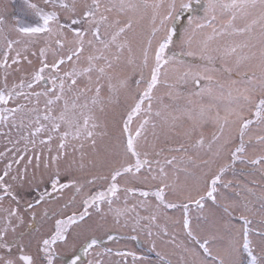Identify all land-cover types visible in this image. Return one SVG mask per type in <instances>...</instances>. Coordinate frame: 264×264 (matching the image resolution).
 Wrapping results in <instances>:
<instances>
[{"label": "rangeland", "instance_id": "374dc122", "mask_svg": "<svg viewBox=\"0 0 264 264\" xmlns=\"http://www.w3.org/2000/svg\"><path fill=\"white\" fill-rule=\"evenodd\" d=\"M0 230L11 264H264V0H0Z\"/></svg>", "mask_w": 264, "mask_h": 264}, {"label": "flooded vegetation", "instance_id": "af4514ba", "mask_svg": "<svg viewBox=\"0 0 264 264\" xmlns=\"http://www.w3.org/2000/svg\"><path fill=\"white\" fill-rule=\"evenodd\" d=\"M146 94L147 95L141 99L137 98V100L135 101V106L129 115L130 117L125 124V134H126V138L128 141H131L134 137V133H131V131H130L134 112L140 106V102L144 98H149V96H150L149 93L147 92ZM147 106L149 107V103H147ZM0 233H2L1 230H0ZM12 251H14V250H12V246L10 245V240L7 237V235L4 236V235L0 234V264H11L10 257H11ZM38 252H40V255H38V258H41V264H54L55 263L54 260L57 256L58 252L54 249V246L52 243H49L46 245H44V244L39 245ZM17 258L21 262V264H34L36 261L35 256L31 252H27V251L24 253H19ZM62 258H65V257L61 256V260H62ZM62 262H63V264H65V263L66 264H75L74 263L75 260H69L67 258L62 260Z\"/></svg>", "mask_w": 264, "mask_h": 264}]
</instances>
